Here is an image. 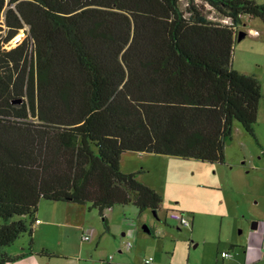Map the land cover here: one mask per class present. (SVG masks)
I'll list each match as a JSON object with an SVG mask.
<instances>
[{
  "label": "trees",
  "instance_id": "1",
  "mask_svg": "<svg viewBox=\"0 0 264 264\" xmlns=\"http://www.w3.org/2000/svg\"><path fill=\"white\" fill-rule=\"evenodd\" d=\"M203 1L228 22L181 0H0V264L21 236L32 248L42 200L104 222L115 205L159 210L125 153L224 163L235 122L254 135L261 83L233 53L264 3Z\"/></svg>",
  "mask_w": 264,
  "mask_h": 264
},
{
  "label": "rangeland",
  "instance_id": "2",
  "mask_svg": "<svg viewBox=\"0 0 264 264\" xmlns=\"http://www.w3.org/2000/svg\"><path fill=\"white\" fill-rule=\"evenodd\" d=\"M186 4L182 1V8ZM195 4L208 19H224L205 1L198 0ZM252 20L258 25L243 26V31L248 33L253 28L259 34L264 33V22L259 18ZM0 27L5 29L4 21ZM24 36L22 31L17 37ZM15 41L9 47L15 46ZM233 56L235 70L254 75L261 83L262 98L254 135L235 122L232 138L226 142L224 163L125 153L122 171L136 173L139 181L149 183L144 184L163 197L159 210L156 214L151 209L140 213L134 204L115 205L112 210H105L108 217L104 222L99 210L90 209L87 204L92 213L84 220L83 228H94L92 239L83 242L81 229L66 228L69 246L66 256L58 257L52 264H145V260H152L150 264H244L245 224L248 227L252 222H264V40L247 35L236 42ZM42 203L54 217L57 208L66 204L49 200ZM172 211L189 218L192 228L172 221L169 218ZM58 237L53 232L40 238V242L58 241ZM19 240L6 248L9 255L19 247ZM223 252L232 257L223 258Z\"/></svg>",
  "mask_w": 264,
  "mask_h": 264
},
{
  "label": "crops",
  "instance_id": "3",
  "mask_svg": "<svg viewBox=\"0 0 264 264\" xmlns=\"http://www.w3.org/2000/svg\"><path fill=\"white\" fill-rule=\"evenodd\" d=\"M186 2V6L183 5V9L185 10L188 8L189 3L193 2L194 4L197 3L198 0H181ZM224 17V16H223ZM248 17V18H247ZM250 16H243L242 17V24L238 27L239 31H243V26H250V25H258L253 21ZM219 22L227 23L228 19L227 17H224V19L218 20ZM263 32H264V26ZM262 27H259L262 29ZM251 30V31H250ZM247 35L255 36L258 38H261L264 40V33L259 34V32L253 28H249ZM245 36V37H246ZM244 37V38H245ZM243 38V39H244ZM242 39V40H243ZM237 41H240L239 39ZM144 182V181H143ZM145 184H149L147 182H144ZM43 201V200H42ZM40 202L38 212L36 214V220H40V223L34 224V235H33V246L31 249H29L30 244V236L23 235L21 236V240H19L20 244L19 247H17L16 250L13 251V253L10 256H19L21 255V258L17 261L11 263V264H46V261H48L50 264L54 260H58V257L65 258V253L68 246V241L65 238L64 230L68 227H74L77 229H81L82 233L89 228H83L84 220L88 218V216L92 213V211H89L87 205H79L77 203L72 202H60V203H66L62 204V206H59L56 210V217L49 214L44 208L43 203ZM108 211L112 210V208L107 209ZM41 217L46 218V220H42ZM108 217V215L106 216ZM53 219H57L58 222L54 221ZM264 220V219H263ZM260 222V221H259ZM193 223V222H192ZM257 224V231L253 232L252 227ZM259 224L257 222H252L251 225L246 227L245 224V232L246 237L243 244H245V250L243 253V263L244 264H261L264 263V231H262L259 228ZM55 232L58 234V241L54 242H48L47 240H44L43 243L40 242V238L42 237H49L52 235V233ZM81 233V234H82ZM244 234V229L242 231ZM81 238V237H80ZM36 240V241H35ZM60 250V251H58ZM47 251L48 256H40L38 255L40 252ZM9 255V254H8ZM46 260V261H45Z\"/></svg>",
  "mask_w": 264,
  "mask_h": 264
},
{
  "label": "built area",
  "instance_id": "4",
  "mask_svg": "<svg viewBox=\"0 0 264 264\" xmlns=\"http://www.w3.org/2000/svg\"><path fill=\"white\" fill-rule=\"evenodd\" d=\"M169 218L172 221L178 222L181 226H185V227H190L192 228L193 223L192 221L187 218L184 214H181L177 211H172L169 214ZM40 220H36V223H40ZM259 228L264 231V222L259 224ZM257 231V230H256ZM254 232V231H253ZM93 233H94V228H88L87 230H85L82 234H81V239L83 242H89L92 237H93ZM129 247H131V244L129 243ZM222 257L223 258H231L232 255L226 252L222 253ZM152 260H145V264H150Z\"/></svg>",
  "mask_w": 264,
  "mask_h": 264
},
{
  "label": "water",
  "instance_id": "5",
  "mask_svg": "<svg viewBox=\"0 0 264 264\" xmlns=\"http://www.w3.org/2000/svg\"><path fill=\"white\" fill-rule=\"evenodd\" d=\"M245 36H246V33H245L244 31H241L240 36H239V40H242ZM21 39H22L21 37L18 38V39H16L15 44H18V43L20 42ZM154 213L156 214L157 211H154ZM252 229H253V230L257 229V224L254 225V226L252 227Z\"/></svg>",
  "mask_w": 264,
  "mask_h": 264
},
{
  "label": "bare ground",
  "instance_id": "6",
  "mask_svg": "<svg viewBox=\"0 0 264 264\" xmlns=\"http://www.w3.org/2000/svg\"><path fill=\"white\" fill-rule=\"evenodd\" d=\"M16 39H18V37H16Z\"/></svg>",
  "mask_w": 264,
  "mask_h": 264
}]
</instances>
